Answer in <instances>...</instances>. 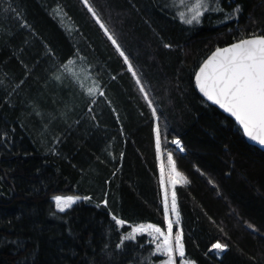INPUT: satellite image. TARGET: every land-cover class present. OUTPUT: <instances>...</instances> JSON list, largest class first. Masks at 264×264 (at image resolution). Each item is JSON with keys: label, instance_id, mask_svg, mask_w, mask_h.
I'll return each instance as SVG.
<instances>
[{"label": "trees", "instance_id": "obj_1", "mask_svg": "<svg viewBox=\"0 0 264 264\" xmlns=\"http://www.w3.org/2000/svg\"><path fill=\"white\" fill-rule=\"evenodd\" d=\"M18 2L31 30L0 21V73L16 89L0 86V264L160 263L146 232L123 240L138 224L166 231L157 128L187 181L175 188L183 259L264 264V152L195 86L215 49L264 35V0H206L192 24L180 0ZM59 5L72 36L53 16ZM77 58L101 85L93 97L48 77ZM57 195L80 199L61 212Z\"/></svg>", "mask_w": 264, "mask_h": 264}, {"label": "snow or ice", "instance_id": "obj_2", "mask_svg": "<svg viewBox=\"0 0 264 264\" xmlns=\"http://www.w3.org/2000/svg\"><path fill=\"white\" fill-rule=\"evenodd\" d=\"M216 2L219 3V0H216ZM84 3L87 4L88 0H84ZM180 4L191 13L190 18L186 17L184 12L179 13L180 19L188 24H192L193 21L199 23L204 13L208 10L205 0H193L191 3H188L187 0H180ZM89 10L92 11L94 16L96 15L94 10L91 8ZM215 10L222 11L219 7ZM97 20H99V17H97ZM101 27H104V25L101 24ZM105 32H107V28H105ZM109 39L119 49L120 46L116 40L111 36H109ZM120 54L124 56L126 61L128 60L123 51ZM65 68L67 70L68 66L66 65ZM195 80L200 92L208 100L218 104L234 116L242 127L243 133L249 139L264 146V35L253 34L250 38H241L227 47L217 48L203 62L199 71L195 74ZM93 91V88L88 89L90 95ZM153 111L155 112V110ZM174 143L183 151L181 142L178 139ZM156 147L159 151L160 132L158 128ZM168 160L171 165L168 175L173 188L170 203L164 167L163 164L161 165V185L164 187L163 204L166 231L157 224H138L132 227L131 231L123 237V240H135L137 233L143 234L146 232L151 238L150 242L155 244L153 254L158 253L166 257L162 264H177V257L184 258L186 256L185 245L183 243L182 229L175 235L173 234L174 222L170 218V213H175V223L179 224L180 212L177 206L175 188L182 174L177 171L171 153L168 154ZM184 180L187 182L186 178ZM53 199L57 209L63 212L76 203L80 197L57 195ZM85 199L89 198L85 197ZM104 203L106 204L107 201L105 200ZM112 219L117 226L122 227L127 223L124 219H119L114 215ZM213 248L223 250L227 248V245L217 242L213 245ZM182 264H194V262L182 260Z\"/></svg>", "mask_w": 264, "mask_h": 264}, {"label": "rangeland", "instance_id": "obj_3", "mask_svg": "<svg viewBox=\"0 0 264 264\" xmlns=\"http://www.w3.org/2000/svg\"><path fill=\"white\" fill-rule=\"evenodd\" d=\"M187 2L191 3V2H193V0H187ZM205 2H206V0H205ZM174 7L177 9L176 4L174 5ZM184 8H185L184 13L186 14V16L188 18H190L191 13H189L187 11L186 7H184ZM53 16L56 19V21L58 22V24L60 25V27L61 28L63 27L64 30L66 31V33H68L70 36H72V34L75 32V29H76L75 25H74L73 21L68 17L67 13H65V11L62 9L61 5L55 7V9L53 11ZM0 21L3 23L2 29H4L3 26L5 25L8 28L13 27L15 30H18V31H21V30L30 31L31 30V27H29L28 24L26 23L24 13H23V9L19 5L18 0H0ZM6 30L9 31V29H7V28H6ZM70 62H74V63L70 64ZM66 65L68 66L67 70L65 68ZM48 72H49V75H48L49 79L54 81L55 84L62 87V84H64L66 81H70V82L74 83L76 86H79L81 89H85L88 98L97 95L100 91V88H101L100 83L97 81V79L93 75L92 70L90 68L86 67L85 63L80 58L72 59L71 61H69L67 64H65L63 66L56 64V66L53 67L52 72H51V70H48ZM72 73H74V74H72ZM12 84H13V82H12L11 76L9 74L0 73V86L1 87L6 88L9 91L11 90V92L14 93V91H16V89H13ZM89 88L94 89V91L92 92L91 95L88 92ZM100 95H103V92ZM173 144H175V143L173 142ZM176 149L178 150L177 147H176ZM159 152H160L161 163L163 164V167H164L165 181H167L168 199H169V203H170L173 188H172V185L170 182V177L168 174L170 172L171 165L169 163V160L168 161L165 160V155L168 154L169 152L162 150L161 143H160ZM184 182H185V180L181 176V178L177 182V185L183 184ZM161 188H162V204H163L164 187H162V185H161ZM163 208H164V204H163ZM68 209H70V208H68ZM68 209H66V210H68ZM65 211H63V212H65ZM171 213H174V212H171ZM175 221L176 220H174V223H175ZM173 226H174L173 234L175 235L177 232H179L181 230V224L175 223ZM226 249H228V248H226ZM224 253H225V249L218 250V249L213 248V247L211 249V254L214 255L217 259H221L222 255ZM160 255L163 257V259L158 264H162V262L166 259L165 256H163L162 254H160ZM182 260H184V259L177 257V264H182Z\"/></svg>", "mask_w": 264, "mask_h": 264}, {"label": "water", "instance_id": "obj_4", "mask_svg": "<svg viewBox=\"0 0 264 264\" xmlns=\"http://www.w3.org/2000/svg\"><path fill=\"white\" fill-rule=\"evenodd\" d=\"M248 38H250V37H248ZM237 42V41H236ZM235 43V42H234ZM230 45V44H229ZM228 45H226V46H223V47H227ZM223 47H219V48H223ZM216 50V49H215ZM214 50V51H215ZM213 51V52H214ZM212 52V53H213ZM211 53V54H212ZM210 54V55H211ZM209 55V56H210ZM208 56V57H209ZM207 57V58H208ZM206 58V59H207ZM205 59V60H206ZM203 64V63H202ZM202 66V65H201ZM200 66V67H201ZM198 71H199V69H198ZM197 71V72H198ZM195 86H196V89H197V91H198V93L200 94V96L205 100V101H207L210 105H212V106H214L215 108H217L220 112H222L225 116H227V117H229V118H231L236 124H237V126L240 128V130L242 131V134L244 135V138H245V140L247 141V143L249 144V145H251V146H255V147H257V148H259L261 151H263L264 152V146H262V145H260L259 143H257V142H255V141H253V140H251V139H249L244 133H243V129H242V127L239 125V123L236 121V119H235V117L234 116H232L229 112H227V111H225L223 108H221L218 104H215L213 101H210V100H208L207 99V97H205L204 96V94L202 93V92H200V90H199V88L197 87V85H196V80H195Z\"/></svg>", "mask_w": 264, "mask_h": 264}, {"label": "built area", "instance_id": "obj_5", "mask_svg": "<svg viewBox=\"0 0 264 264\" xmlns=\"http://www.w3.org/2000/svg\"><path fill=\"white\" fill-rule=\"evenodd\" d=\"M175 145L177 146V148H178V150L180 151V152H182V153H184V150L183 151H181L180 150V148L178 147V145L175 143ZM182 145V144H181ZM170 218L173 220V222H174V220H176V215H175V213H170ZM175 223H173V225H174ZM173 232H174V226H173ZM228 249H226L225 248V251H227Z\"/></svg>", "mask_w": 264, "mask_h": 264}, {"label": "bare ground", "instance_id": "obj_6", "mask_svg": "<svg viewBox=\"0 0 264 264\" xmlns=\"http://www.w3.org/2000/svg\"><path fill=\"white\" fill-rule=\"evenodd\" d=\"M178 152V151H177Z\"/></svg>", "mask_w": 264, "mask_h": 264}]
</instances>
